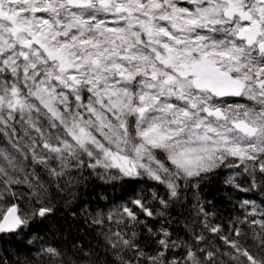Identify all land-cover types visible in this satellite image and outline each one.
<instances>
[{
  "label": "clouds",
  "instance_id": "9594fccd",
  "mask_svg": "<svg viewBox=\"0 0 264 264\" xmlns=\"http://www.w3.org/2000/svg\"><path fill=\"white\" fill-rule=\"evenodd\" d=\"M173 2L176 8L195 11L197 7L189 0ZM199 6L208 5L202 2ZM113 13L114 8L105 10L99 4L87 8L65 7L60 13V23H70V27L68 36L58 39L70 41L76 35L99 44L98 48L84 51L79 47L73 49L77 56H87L89 52L95 56L108 49L99 57V66L89 62L79 72L61 71L43 53L37 56L30 52L25 60L18 46L0 56V209L6 211L9 206H15L21 221L14 231L0 232L3 234L0 244L14 236L31 247L36 243L33 238L39 235L31 230L32 226L47 221L62 202L84 201L85 210L95 211L93 204L99 200L96 207H110L115 196L132 182H136V192L141 194L135 198L130 195L131 204L140 200L153 210V219L165 216V210L182 202L180 194L184 187L189 184L198 187L210 178L209 174L223 173V182L231 188L241 192L259 190L264 195L261 190L264 180L257 183L254 179L248 187H242L237 180L244 173L253 177L257 172L264 174L260 171L264 164V90L257 86L256 78V68L264 67V55L249 50L246 42L237 38V32L230 31L236 21L217 24L215 31L199 28L190 34V38L203 36L206 43L218 48L243 50L238 64L225 62L222 70L241 79L250 75L247 87L240 95L217 96L197 89L172 68L162 65L152 50L154 46L147 42L137 43L131 37V45L117 42L114 47L105 39L110 34L97 29L94 21L84 25L71 23L74 15L108 22L111 14L112 21H118L112 27L130 31L128 21ZM155 23L171 28L160 20ZM83 29L87 30L81 35ZM155 47L161 54L165 53L162 47ZM9 56L16 59L15 72L3 63ZM241 65L240 71H236ZM153 72L156 79L152 78ZM72 75L81 80L79 85L69 79ZM56 76H61L65 83L57 81ZM169 76L175 77L183 87L164 84ZM88 80L95 86L86 83ZM206 109L213 113L218 110L221 115H209ZM242 121L257 129V134L249 135L242 127H236ZM146 131L150 135L160 132L171 136L166 142L175 147L153 146L144 135ZM205 134L212 140L227 141L230 147L247 150L253 159L237 163L230 152L221 150L212 153L211 160L205 159L206 167L196 170L197 174L190 176L175 167L169 159L171 152L200 149L204 146L200 137ZM194 155L207 156L203 152ZM113 156L126 158L127 166H134L135 171L126 174L114 166ZM119 163L124 164L125 160ZM169 185L175 186V194ZM89 197L92 203H88ZM122 206L126 205L121 203V209ZM257 215L264 216V212L249 213L245 220L239 221L247 226L230 228L227 235L220 226L205 222L200 227L196 221L192 222L190 238L173 236L163 227L158 232L149 228L145 243L139 239L138 232L143 231L141 224L145 227L147 224L140 220L133 222L120 211L115 224L121 227L119 232L111 228L105 232L104 220L94 219L88 225L91 242L87 245L79 241L58 244L49 240L42 251L28 254L15 253L13 249L6 260L0 251V261L4 264H264V219H255ZM124 227L129 228L131 235L123 231ZM214 228L218 230L213 231ZM165 231L168 236L163 235ZM161 239L166 241L165 245L160 244ZM147 246H151L152 255L143 250Z\"/></svg>",
  "mask_w": 264,
  "mask_h": 264
},
{
  "label": "snow or ice",
  "instance_id": "6c2138e0",
  "mask_svg": "<svg viewBox=\"0 0 264 264\" xmlns=\"http://www.w3.org/2000/svg\"><path fill=\"white\" fill-rule=\"evenodd\" d=\"M202 2L208 6L200 7ZM189 3L197 5L195 11L188 8H176L173 0H0V56L18 46L21 49L19 54L25 60L29 59L30 52L37 56L43 53V57L58 64L61 71L79 72L89 62L93 66H99V57L103 56L108 49L105 48L103 52H99L95 56L89 52L87 56L82 57L77 56L73 51L77 47L81 51L87 48H98V42L80 39L76 35H73L70 41L58 39L61 36L67 37V29L70 27V23H60L59 18L63 8H87L99 4L105 10L114 8L113 14L120 15L123 20H127L130 31L123 27H112V24H116L118 21H112L109 24L108 22L95 21V18L89 21L87 18L75 15L72 17L71 23L84 25L94 21L97 29L102 33L110 34L105 39L114 47L117 42L131 45V37H135L137 43L147 42L150 46H154L152 50L162 65L172 68L180 77L197 89L211 92L217 96L240 95L241 91L247 87L246 82L250 75L241 79L233 77L230 72L222 69L225 62L238 64L243 50L218 48L216 45L206 43L205 37L190 38V34L194 29L199 28L215 31L217 24L236 21L235 28H230V31L237 32V38L246 42L249 50L255 49L264 55V0H253L252 3H249V0H189ZM24 12L32 13L31 18L22 16L21 13ZM36 13L47 14V18L37 19ZM156 20L166 22L171 28L156 24ZM86 30L83 29L81 35ZM165 40L173 43H166ZM155 46L162 47L165 53L161 54ZM25 49L27 51H24ZM78 61L80 62L78 63ZM42 62L44 61L42 60ZM3 63L9 66L10 71L15 72L16 59L14 56H9ZM31 66L34 68L35 64ZM240 67L242 65L237 67L236 71H240ZM25 75L27 76V69H25ZM49 75L51 76V72ZM121 75L124 74L121 73ZM152 78L156 79L155 72H153ZM256 78L257 86L264 90V67L256 68ZM55 79L65 83L61 76H56ZM69 79L76 85L81 83L76 75L70 76ZM86 83L95 86L91 80ZM164 84H177L179 87H183L173 76H169ZM12 94L13 97L16 96L15 89ZM16 104H20L18 99ZM140 111L143 114V110ZM206 111L209 115H221L218 110L215 113L207 109ZM236 127H242L249 135L257 134V129L250 128L243 121ZM144 135L153 146L168 149L175 147V145H169L166 142L171 139V136L165 133L155 132L150 135L146 131ZM200 139L204 142V146L200 149L171 152L169 156L175 167L190 176L197 174L196 170L206 167L204 160H211L212 153L221 150L230 152L234 158L241 162L253 159L247 150L230 147L227 141L212 140L207 134ZM195 152H203L207 156L194 155ZM119 160H125V163L121 164ZM113 163L126 174L135 171L134 166L131 168L127 166L126 158L113 156ZM260 171L264 173V164L261 165ZM169 188L175 194V186L169 185ZM261 190L264 191V188ZM243 191H247V189H243ZM248 203L249 201H244L241 206ZM132 205L134 207L122 206V213L133 222H139L137 211L142 212L146 217H152L154 214L153 210L146 208L140 200L133 201ZM44 211L41 210V215H44ZM201 211H203L202 208ZM0 213H2L0 214V232H12L21 223L15 206H9L6 211L0 209ZM159 215H163V213H159ZM108 218L112 219L111 213ZM216 230L218 229H213V231ZM163 235L168 236L169 233L165 231ZM165 243L164 239L160 240L161 245H165ZM52 251L49 249V252Z\"/></svg>",
  "mask_w": 264,
  "mask_h": 264
},
{
  "label": "trees",
  "instance_id": "16d2710c",
  "mask_svg": "<svg viewBox=\"0 0 264 264\" xmlns=\"http://www.w3.org/2000/svg\"><path fill=\"white\" fill-rule=\"evenodd\" d=\"M234 159L239 163L238 159ZM241 168H243V165H241ZM239 170L237 169V171ZM209 176L210 178L200 183L198 187H194L192 184L184 187L180 194L182 202L165 210L167 214L163 217L153 219V217H146L142 212L137 211L138 220L147 224V227L144 224L140 225L143 231L138 232L139 239L147 243L149 238L148 229L151 228L153 231L158 232L162 227L171 232L173 236L179 235L182 238H190L193 221H196L200 227H203L205 222L220 226L227 235L230 228L246 227V224L241 225L239 221L245 220L249 213L264 212V195H261L259 190L241 192L223 182V173L216 176L209 174ZM254 179L257 183H260L261 180H264V174L257 172L253 177L244 173L237 178L242 187L250 186ZM136 188V182L128 184L122 193L115 196L110 207H96L95 204L99 203V200H97L93 204L95 211L92 208L85 210L84 201L79 203L62 202L56 212L48 217L47 221L32 226L31 230L39 234L33 238L36 241L33 246L29 247L23 241H17L13 236L12 240H4L0 244V251L3 252L6 260L8 253L13 249L15 253L28 254L42 251V246H46L45 242L49 240H54L58 244L79 241L81 244L87 245L91 242V238L88 236L91 229L88 228V225L94 219L104 220L107 225L104 228L105 232L110 228L119 232L121 227L115 226V224L120 211H122L120 204L134 207L129 200V196L135 198L136 195L141 194L136 192ZM161 195H163L162 191ZM244 201H249V203L242 207ZM88 203H92L91 197H89ZM157 207L159 206L157 205ZM201 208L203 211H201ZM73 212L76 213L75 216L70 214ZM110 213L112 219L108 218ZM254 218L264 219V216L257 215ZM94 227L99 228L95 225ZM123 231L129 232V235H131L128 227H124ZM2 237L3 234L0 233V238ZM86 237L88 238L86 239ZM25 238H27V234ZM143 250L148 255H152L151 246H147ZM33 259H36V257L34 256ZM0 264H4V261H0Z\"/></svg>",
  "mask_w": 264,
  "mask_h": 264
},
{
  "label": "rangeland",
  "instance_id": "374dc122",
  "mask_svg": "<svg viewBox=\"0 0 264 264\" xmlns=\"http://www.w3.org/2000/svg\"><path fill=\"white\" fill-rule=\"evenodd\" d=\"M21 15L22 16H25V17L31 18L32 13H30V12H24V13H21ZM35 15H36V18L37 19L47 18V14H44V13H36ZM111 22H112V17H111V14H109V16H108V23L111 24Z\"/></svg>",
  "mask_w": 264,
  "mask_h": 264
}]
</instances>
